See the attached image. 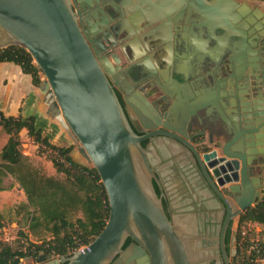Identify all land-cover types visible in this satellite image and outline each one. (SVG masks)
Returning a JSON list of instances; mask_svg holds the SVG:
<instances>
[{"label":"water","instance_id":"water-1","mask_svg":"<svg viewBox=\"0 0 264 264\" xmlns=\"http://www.w3.org/2000/svg\"><path fill=\"white\" fill-rule=\"evenodd\" d=\"M84 1L90 2L0 0V48L16 45L30 52L46 77L40 90L48 114L59 121L98 170L110 203L108 223L89 245L72 255L49 254L47 261L35 264H111L118 256L115 264L123 260L128 264H195L198 251L189 238V229L196 215L176 213L171 217L164 186L173 197L174 185L169 184L174 179L191 187L196 166L222 201L228 204V198L233 199L238 213L259 201L264 185L255 172L257 166L264 165V85L245 102L235 68L226 66L228 76L237 80L231 88L215 78L219 64L216 55L222 53L219 46L205 49L200 31L177 30L173 11L180 0H149L145 12L148 38L160 51L168 75L163 77L160 95L154 94L162 118L146 113L143 118L148 132L141 136L81 27V13L75 8ZM227 2L223 11V3L212 10L204 0H196L209 32L219 16L227 22L235 17ZM243 7L258 20L264 17L260 8L253 11L248 3L239 4L237 10L242 15ZM256 28L261 29V24ZM173 53L179 58L173 60ZM237 60L242 62L240 57ZM171 74L178 78H170ZM185 83L201 89V93L189 98L180 91ZM216 109L231 127L237 110L236 130L228 133L224 145L209 149L204 143L198 148L190 140L195 135L190 137L188 126L193 130L202 118L213 119ZM146 140L150 141L148 147L143 145ZM128 239L136 244L125 248ZM196 245L202 246L199 241ZM223 255L229 264L224 243Z\"/></svg>","mask_w":264,"mask_h":264},{"label":"flooded vegetation","instance_id":"flooded-vegetation-1","mask_svg":"<svg viewBox=\"0 0 264 264\" xmlns=\"http://www.w3.org/2000/svg\"><path fill=\"white\" fill-rule=\"evenodd\" d=\"M226 1L233 3L235 11L238 7L234 4L235 1L239 2L238 4L248 3L253 11L260 8L251 5L248 0ZM224 2L225 0H204L212 10L218 8L219 3H223L222 10L226 11ZM191 3L194 4L190 5ZM149 6V0H90L84 1V5L79 3L75 8L81 13V27L87 32L94 52L102 59L131 123L141 136L148 132L147 121L143 118L146 113L152 114L158 120L162 118V112L154 102V94L160 95L162 86L165 85L163 77L168 75L162 65L160 51L153 48L148 38L149 28L145 12ZM236 12L238 16L228 22L219 16L213 21L211 32L203 23L196 0H185V3L177 1L173 14L176 16L178 31H200L205 48L219 46L222 53L216 55L219 62L214 71L216 80L231 88V84H237V80L228 76L226 66L235 68L236 75L240 77L238 82L242 96L245 102H250L264 85V17L258 20L255 15H242L239 10ZM248 18L255 21V24L250 25ZM248 23L250 26L246 28ZM257 23L261 24L259 30L256 28ZM253 29L255 31L251 33ZM237 57H240L242 62H238ZM171 58L175 60L179 56L173 53ZM172 76L177 77L171 74L170 78ZM221 109L224 111V107ZM233 116L235 118L232 119L231 127L221 111L216 109L213 119L202 118L193 130L188 126L190 137L195 135L190 140L198 148L204 143L211 147L209 149L215 145H224L229 139L228 133L232 129L236 130L237 110ZM143 145L148 147L150 141H144ZM262 168L264 169V165L258 167L255 174L258 171L261 174ZM193 172L194 181L191 187L177 179L169 184L174 185L175 191L171 192L174 197L167 190L168 186H164L167 210L171 217L176 213L196 215L195 220L190 222L189 229V238L194 241V247L198 251L199 259L195 264H228L223 255V243L229 256V264H238L237 256L243 228L241 219L245 212L238 213L237 204L231 198H228V204L222 201L198 167L193 166ZM171 173L174 175L173 171ZM263 190L264 187L262 192ZM198 241L202 245L200 248L196 247ZM133 243L136 244L132 239H128L125 248ZM119 257L111 264H115ZM121 264L128 262L123 260Z\"/></svg>","mask_w":264,"mask_h":264},{"label":"trees","instance_id":"trees-1","mask_svg":"<svg viewBox=\"0 0 264 264\" xmlns=\"http://www.w3.org/2000/svg\"><path fill=\"white\" fill-rule=\"evenodd\" d=\"M0 62L19 65L33 77L36 86H41L42 72L26 48L16 45L0 48ZM0 126L9 136L0 150V191L6 189L4 182L9 175L17 180L28 199V229L43 240L41 244L31 242L27 247H15L0 240V264H20L22 259L44 262L49 254L72 255L89 245L104 230L110 217L108 194L98 170L75 160L74 146L53 144L37 125L34 115L7 116L0 110ZM24 129L37 144L53 151V165L63 177L47 175L30 163L22 151ZM249 223L264 225V194L243 214L241 224ZM43 232L51 237H42ZM241 239L245 247L252 240L248 232ZM241 259L240 264H256L247 256Z\"/></svg>","mask_w":264,"mask_h":264},{"label":"rangeland","instance_id":"rangeland-1","mask_svg":"<svg viewBox=\"0 0 264 264\" xmlns=\"http://www.w3.org/2000/svg\"><path fill=\"white\" fill-rule=\"evenodd\" d=\"M248 1L251 3V5L255 7H260L264 11L263 0ZM41 77L43 81L46 80V77L43 73H41ZM46 107L48 109V106ZM55 123L57 125L56 128H52L49 131L44 130L45 135L50 138L53 144L67 147L74 146V151L72 153L74 159L86 165H91L81 153L79 145L73 142V140L71 139L67 131L59 123V121L56 120ZM21 136L23 141L22 151L24 155L28 157V160L35 168L42 170L47 175L63 177L62 174H59L57 172L56 168L53 165L52 159L55 155L51 149L43 145L37 144L31 137H29L28 132L26 131L21 132ZM8 137V134L0 126V150L6 144ZM258 167L260 166H257V168ZM4 185L6 189L0 191V240L9 242L15 247L21 245L27 247L31 242L41 244L43 240L39 239V236H35L34 234L30 233L28 229V209L26 208V205L28 204V199L24 190L20 187V184L17 182V180L11 175H9L5 179ZM242 227L243 228L241 230H246L250 234L251 239H257L264 243V225L258 223H249L243 224ZM21 233H25L28 236L26 237ZM42 237L50 238L51 235L49 233L43 232ZM242 242L243 239H241V245L237 256L238 264H240V262L242 261ZM84 247L85 246L81 247L80 249H83ZM35 263L39 262H36L32 259H22L20 264ZM259 264H264V262H261Z\"/></svg>","mask_w":264,"mask_h":264},{"label":"crops","instance_id":"crops-1","mask_svg":"<svg viewBox=\"0 0 264 264\" xmlns=\"http://www.w3.org/2000/svg\"><path fill=\"white\" fill-rule=\"evenodd\" d=\"M202 45L203 42H202ZM203 48H205L203 46ZM208 49V48H205ZM180 91L186 96L194 97L201 93V89H194L189 83L182 84ZM197 91V92H196ZM44 94L40 87L33 82L30 74L24 73L22 68L13 62H0V110L7 116L22 115L24 117L36 116L37 125L45 131L56 128V119L48 114L47 105L43 101ZM55 120V121H54ZM28 132L24 129L22 132ZM259 174L264 185V169Z\"/></svg>","mask_w":264,"mask_h":264},{"label":"built area","instance_id":"built-area-1","mask_svg":"<svg viewBox=\"0 0 264 264\" xmlns=\"http://www.w3.org/2000/svg\"><path fill=\"white\" fill-rule=\"evenodd\" d=\"M244 238L247 236V231H242ZM242 256L249 257L251 262L256 264L264 262V246L262 245L261 241L257 239H252L248 246L245 247L242 245Z\"/></svg>","mask_w":264,"mask_h":264},{"label":"bare ground","instance_id":"bare-ground-1","mask_svg":"<svg viewBox=\"0 0 264 264\" xmlns=\"http://www.w3.org/2000/svg\"><path fill=\"white\" fill-rule=\"evenodd\" d=\"M229 2V1H228ZM231 5H232V7H233V12H234V15L235 16H238L237 15V10L235 11V6L233 5V3L232 2H229ZM234 4L236 5V6H238L239 7V4H238V2L237 1H235L234 2ZM249 6V5H248ZM238 7H237V9H238ZM243 13L245 14V15H247V14H249L250 12H249V9L247 8V7H243ZM165 73H167V72H165ZM260 99V98H259Z\"/></svg>","mask_w":264,"mask_h":264}]
</instances>
